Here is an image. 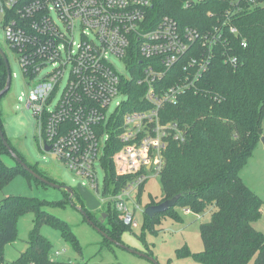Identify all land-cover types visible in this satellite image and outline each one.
<instances>
[{"label": "built area", "instance_id": "obj_1", "mask_svg": "<svg viewBox=\"0 0 264 264\" xmlns=\"http://www.w3.org/2000/svg\"><path fill=\"white\" fill-rule=\"evenodd\" d=\"M151 6L152 0H0L5 38L31 85L19 100L35 116L37 145L86 177L100 203L114 207L132 228L139 226V189L161 175L169 142L186 138L184 127L166 119L165 107L199 90L217 46L226 49L224 63L237 67L225 29L242 36L229 18L223 27L202 33L169 15L154 19ZM242 45H247L244 38ZM135 56L138 65L128 61ZM45 68L50 71L40 77ZM167 76L174 81L170 85ZM134 80L146 88L136 103L125 91ZM125 104L138 107L121 121ZM109 123L119 129L122 144L112 156L116 180L126 178L117 192L105 191L102 157L110 142ZM97 164L104 171L102 191Z\"/></svg>", "mask_w": 264, "mask_h": 264}, {"label": "trees", "instance_id": "obj_2", "mask_svg": "<svg viewBox=\"0 0 264 264\" xmlns=\"http://www.w3.org/2000/svg\"><path fill=\"white\" fill-rule=\"evenodd\" d=\"M150 14L156 20L169 15L182 25L197 27L202 33L212 31L216 26L223 27L229 18L242 36L237 39L225 29V36L231 42L228 49L239 58L237 67L224 63L226 49L217 46L210 70L199 83V90L185 93L178 104L165 107L166 119L184 127L186 138L169 142L164 154L166 162L160 173L162 195L158 201L151 198L149 205L177 195L181 198L167 211L156 213L152 218L144 212L146 224L148 222L145 228L156 232V225L167 213L175 211L173 208L178 203L181 208H190L197 213L215 204L217 208L211 221L200 227L203 249L192 253L185 246L178 251V256H193L195 261L205 264H249L251 261L252 264H264V233L254 226L260 220L262 198L247 185L241 172L261 142L264 129V0H152ZM243 38L246 46L242 45ZM130 60L132 65L140 64L137 56ZM6 81V64L0 54V91L6 87ZM165 81L167 85L174 82L170 77ZM132 82L131 88L125 91L131 93L130 98L136 103L142 100L146 88L137 80ZM134 105L122 107L121 121L126 111L138 107ZM0 123L3 128L1 116ZM107 128L111 137L102 157L107 176L105 191L117 192L126 178L116 180L112 156L122 144L117 141L119 129L113 128L111 123ZM0 142L5 147L1 138ZM30 166L46 177L35 166ZM18 175L29 180L33 177L19 163L10 167L0 155V191ZM139 190L141 200L144 186ZM43 205L44 201L36 197L20 195H11L0 204V264L5 262L6 245L18 235V219L29 211L35 214V227L28 239V248L11 264H89L51 258L53 244L41 234L44 224L60 228L74 247L79 246V241L70 225L47 212ZM106 207L108 218L104 223L90 212L87 214L104 233L119 241L122 228L132 227L119 219V212L114 207L110 204Z\"/></svg>", "mask_w": 264, "mask_h": 264}, {"label": "rangeland", "instance_id": "obj_3", "mask_svg": "<svg viewBox=\"0 0 264 264\" xmlns=\"http://www.w3.org/2000/svg\"><path fill=\"white\" fill-rule=\"evenodd\" d=\"M0 17V47L9 58L11 70L16 75L12 78L11 88L0 99V116L3 118V130L6 133L9 144L20 157L33 165L37 170L56 183H62L74 188L76 194L71 196L63 188H55L44 185L38 179L18 175L7 183L0 191V204L11 195L36 197L44 201L43 207L47 212L68 223L79 241V246L73 244L63 236L62 230L50 224H44L41 234L53 244L50 253L55 261L81 262L89 264H205L194 260L193 256H178V251L187 246L192 253H199L203 249V239L200 234L202 223L211 221L216 205H209L197 212H187L182 205H176L175 211L169 212L156 225V232H149L145 226L144 210L149 206L151 198L159 200L162 195L161 175L151 177L144 186L141 196V209L137 211L139 226L136 228H122L119 235V243L107 238L104 233L90 223L81 208L94 218L103 223L107 216L102 217L107 208V203H100L98 208L87 207L86 201L77 191L79 183L83 184L91 192L97 193L90 181L74 171L69 170L54 155L44 152L37 145V121L30 109L25 105V100H19L28 92L31 85L26 84L15 54L5 38V27ZM117 67L120 62L115 59ZM50 69L45 68L39 76H45ZM264 128V119H263ZM264 136V129H263ZM0 155L2 160L10 167L18 165L15 158L9 154L0 142ZM243 180L262 198V213L260 220L254 223L257 230L264 233V144L259 142L252 158L242 169ZM97 176H99L100 191L103 188L104 171L97 164ZM131 208L134 206L129 203ZM164 216V215H163ZM119 219L120 214H119ZM35 214L32 211L20 216L18 219V235L12 243L4 249L5 262L11 264L16 261L21 252L28 248V239L35 227ZM154 258L155 260H152ZM157 263H156V262ZM252 264V261L249 263Z\"/></svg>", "mask_w": 264, "mask_h": 264}, {"label": "water", "instance_id": "obj_4", "mask_svg": "<svg viewBox=\"0 0 264 264\" xmlns=\"http://www.w3.org/2000/svg\"><path fill=\"white\" fill-rule=\"evenodd\" d=\"M0 54H2L3 59L5 61L6 64V70H7V81H6V87L4 89H2L0 91V98L5 95L9 89L11 88V82H12V70L10 68V64H9V58L7 57V54H5L4 50L2 49V47H0ZM0 138L4 144L5 147H7V149L9 150V152L11 153V155L15 158L16 162L19 163L20 165L23 166V168L27 171H29L34 178L38 179L40 182H43L47 185H51L55 188H63L65 189L71 196H73L74 194H76L74 188L72 189L70 186H67L65 184L62 183H56L53 180H50L47 177H44L43 175L41 176L39 173H37L27 162H24L22 160V158L17 154V152L14 150V148L9 144L8 139L6 137V133L3 131L2 125L0 123ZM260 141L263 142L264 144V136L261 137ZM47 149L49 150L50 147L48 146ZM77 191L80 192V194L83 196L84 200L86 201V205L87 207L90 208H98L100 206V201L98 200V198L95 196V194L93 192H91L90 190H88L83 184L79 183L77 186ZM181 198V195H177L174 196L173 198L167 199L164 202L161 203H157V204H151L149 205L146 209L145 212L146 214L152 218V216H154L156 213H161V212H165L167 211L168 208L172 207L175 205V203ZM81 210L84 212L86 218L89 220L90 223H93L96 227L99 228V226H97L96 223L93 222V220L88 216L87 212L84 210V208H81ZM107 216V213H103L102 217ZM100 229V228H99ZM102 231V230H101ZM103 232V231H102ZM104 233V232H103ZM104 235L107 238H110L111 240H113L115 243L120 244L119 241H117L114 238H111L107 235V233L105 232ZM152 260H155L154 258H151ZM156 262V261H155ZM157 263V262H156Z\"/></svg>", "mask_w": 264, "mask_h": 264}]
</instances>
